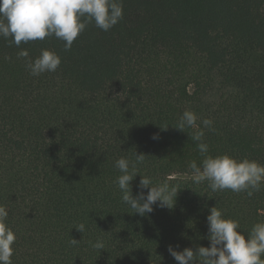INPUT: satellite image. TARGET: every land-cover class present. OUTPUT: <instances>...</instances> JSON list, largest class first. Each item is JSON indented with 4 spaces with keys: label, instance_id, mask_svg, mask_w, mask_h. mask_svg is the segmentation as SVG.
Masks as SVG:
<instances>
[{
    "label": "trees",
    "instance_id": "obj_1",
    "mask_svg": "<svg viewBox=\"0 0 264 264\" xmlns=\"http://www.w3.org/2000/svg\"><path fill=\"white\" fill-rule=\"evenodd\" d=\"M122 5L114 27L88 23L68 51L55 36L19 47L0 37V205L16 236L12 264H178L167 247L209 246L211 207L246 238L264 221V185L249 196L193 183L188 164L203 159L194 129L174 128L191 110L208 155L264 165V0ZM22 49L33 60L53 51L61 64L33 76ZM134 153L146 156L141 176L179 189L171 208L140 216L122 202L114 164ZM97 239L103 250L89 243Z\"/></svg>",
    "mask_w": 264,
    "mask_h": 264
},
{
    "label": "clouds",
    "instance_id": "obj_2",
    "mask_svg": "<svg viewBox=\"0 0 264 264\" xmlns=\"http://www.w3.org/2000/svg\"><path fill=\"white\" fill-rule=\"evenodd\" d=\"M122 16V0H0V37L11 38L10 43L19 47L22 42L42 41L55 36L64 42V50L68 51L88 23L94 22L99 29L108 31ZM17 55L25 58V67L33 76L55 72L61 64L60 57L47 49H42L34 60L24 49ZM197 119L193 111L185 110L174 127L181 132H185L186 128L194 129L191 139L196 142L203 159L199 165L196 160L188 164L192 182H207L213 192L228 189L251 196L253 192L260 191L264 185V165L248 158L237 160L227 154L208 155L205 133L197 124ZM201 123L204 128L212 129V120L203 119ZM152 139H158V135L153 134ZM134 155V161L120 157L114 164L120 173L114 183L121 192L122 202L140 216L153 212V205L171 208L179 189L166 180L153 184L150 177L141 176L137 166L144 162L146 156ZM137 175L141 177L138 185L140 191L133 196L131 182ZM143 189H147V192ZM208 211L206 239L209 246H198L195 250L186 247L177 251L169 245L167 251L178 264H264V221L253 224L246 238L238 231L240 225L236 220L225 218L216 206ZM8 214L6 207L0 205V264H12V245L16 240L15 233L5 223ZM75 229L83 233L85 224L81 223ZM71 243L77 244L79 241L72 239ZM89 243L97 250L104 249L100 239Z\"/></svg>",
    "mask_w": 264,
    "mask_h": 264
}]
</instances>
